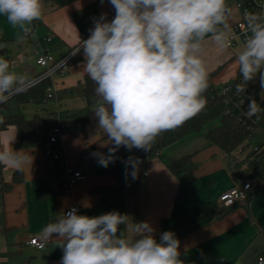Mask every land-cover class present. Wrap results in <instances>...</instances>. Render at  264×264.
<instances>
[{"label": "crops", "instance_id": "1", "mask_svg": "<svg viewBox=\"0 0 264 264\" xmlns=\"http://www.w3.org/2000/svg\"><path fill=\"white\" fill-rule=\"evenodd\" d=\"M238 1L226 0L230 10L228 27H221L223 35L219 41L207 37L202 42L201 57L208 74H215L213 84L219 90L234 81L239 73L236 57L244 45L224 47L229 28L240 19ZM42 2L43 15L34 36L22 35L6 17L0 16V57L1 50L5 49L11 71L18 75L19 82L42 73L36 63L37 41L45 53L63 58L74 51L76 59L68 63L66 74L54 81L57 103L19 107L11 100L5 114L21 112L27 118L36 114L53 117L65 131L61 140L65 162L76 168L85 148L102 149L109 145L97 122L87 121L88 106L80 93L87 74L82 51L77 53V49L89 37L94 20L102 13L112 19L114 9L108 0L103 4L100 0ZM44 38L49 41H43ZM70 128L74 131L69 132ZM207 128L165 148L162 156L147 158L144 166L148 179L141 173L132 179L126 173L127 156L120 162L116 174L105 167L78 169L86 180L78 182L69 192L63 189L53 162L44 159L43 149L16 150L15 136L10 145L12 149L29 155L28 163L19 169L5 166L4 178L12 183V188L0 195V264H60L62 249L58 242L45 240L42 230L57 214L73 206L89 216L110 211L127 214L128 224L121 225L127 237L135 236L128 225L141 221L150 222L158 237L164 231L174 232L180 241L184 264H258L259 258H264V183L237 177L226 164L222 151L208 140L207 135L213 129ZM15 131V127H10L1 137L10 140ZM190 154L194 155L195 182L186 198L177 202L179 181L169 165ZM16 171L24 174L23 180H13ZM247 182L252 185V194L247 200L238 202L229 212L219 205L222 193ZM205 213L208 215L194 221ZM31 238L47 241V249L38 251L30 246Z\"/></svg>", "mask_w": 264, "mask_h": 264}, {"label": "clouds", "instance_id": "2", "mask_svg": "<svg viewBox=\"0 0 264 264\" xmlns=\"http://www.w3.org/2000/svg\"><path fill=\"white\" fill-rule=\"evenodd\" d=\"M108 3L113 18L102 13L95 19L89 37L77 49L83 54L84 71L96 85L98 129L112 145L107 154L92 153L102 167L115 161L122 146L151 150L163 132L183 126L204 109L209 74L201 57L202 42L207 37L219 41L230 13L226 0ZM43 8L42 0H0V16L22 35L32 32ZM245 19L244 48L236 57L239 73L246 83L259 77L264 89V17L246 13ZM229 45L227 40L224 47ZM19 79L0 57V103L18 88ZM257 110L250 101L247 114ZM18 131L10 140L0 137V164L17 169L28 163L29 155L10 146ZM124 163L126 173L138 178L140 159L129 156ZM128 220L118 211L89 216L73 207L57 214L42 235L58 242L63 252L60 264H184L174 232L164 231L157 238L150 222L141 221L128 225L135 236L127 237L121 225Z\"/></svg>", "mask_w": 264, "mask_h": 264}, {"label": "trees", "instance_id": "3", "mask_svg": "<svg viewBox=\"0 0 264 264\" xmlns=\"http://www.w3.org/2000/svg\"><path fill=\"white\" fill-rule=\"evenodd\" d=\"M1 56L5 58L11 67V62L8 57V52L1 50ZM76 59V55L72 57L69 62ZM68 62V63H69ZM11 70V68H10ZM42 73L38 76L30 78L24 82H19L18 88L9 94V98L6 102L0 103V137L1 134L14 126L18 129V133L15 139L16 150L26 149H44L52 128L55 125L53 117H43L41 115H34L32 118H27L23 113L19 112L13 115L5 114L9 101L15 100L19 107L27 105H43L47 98V89L52 82L50 79H41L40 81L33 83L37 80ZM215 74H209V87L204 93L206 98V106L195 117L188 120L183 126L178 127L175 130L163 132L157 137L156 141L152 144V151H162L176 144L183 139L203 131L215 121H220V125L211 130L207 138L208 140L222 152L231 156L234 152H244L250 146V140L255 138L256 133L263 135L264 133V98L260 101L258 110L254 115H236L232 116L227 114L231 109L235 111L238 109V105L241 101L245 102L244 107L250 104V101L257 102L259 94L262 91L260 86L259 77L251 82H244L240 73H238L236 79L230 84L232 89L227 93H222V90L216 89L213 84V78ZM96 85L88 78L85 77L84 84L80 87V93L82 98L86 101L88 106V120L89 122H97L94 114V109L99 97L95 94ZM228 100L229 104L225 102ZM112 145H108L102 149H98L95 146H89L85 148L78 158L76 169L88 170L92 167L100 168L97 162V158L93 157L94 152L108 153V148ZM260 151L264 149V142L259 146ZM142 149L127 150L125 147H120L115 153L117 157L113 163H110L107 168L113 174H116L120 162L127 156L136 154L141 156ZM246 164V165H245ZM245 169L241 172V176H247L254 182L264 183V150L263 152H255L249 155L248 159L244 162ZM194 155H186L179 160L169 165V169L172 174L179 181V189L176 197V201L180 202L186 198L190 192L194 182ZM5 165L0 164V195L8 193L12 188V183L6 182L4 178ZM24 174L21 171H16L13 174V180H23ZM236 205V204H235ZM234 205V206H235ZM233 206V207H234ZM233 207L228 208L229 212ZM208 213L198 215L194 221L201 219V217L207 216ZM186 216L185 219H189ZM159 238L158 236H156Z\"/></svg>", "mask_w": 264, "mask_h": 264}, {"label": "built area", "instance_id": "4", "mask_svg": "<svg viewBox=\"0 0 264 264\" xmlns=\"http://www.w3.org/2000/svg\"><path fill=\"white\" fill-rule=\"evenodd\" d=\"M237 9L240 12V19L236 23H234L230 28V34L227 40L230 41V45L226 46L228 48H234L239 45H244L245 36V28H246V19L245 14L251 13L256 14L261 17H264V0H239L236 4ZM42 18V17H41ZM41 23V19L34 21L32 25V32L26 37H31L35 35V31ZM226 40V41H227ZM43 41H49L48 38H44ZM225 41V43H226ZM41 42H36V63L42 69V75L35 80L33 83L40 81L41 79H50L52 84L47 89V98L45 104L49 103H57L58 96L56 94V90L54 87V81L56 77H63L66 74L69 59L75 55V52H71L69 55L63 58H56L48 53H45L41 49ZM232 89L231 85H227L222 93H227ZM227 105L229 104L228 100L225 102ZM245 102L241 101L238 105V109L235 111L231 109L227 112L232 116L238 114L237 116L245 114L244 110ZM74 129L70 128L69 132H73ZM65 135V131L63 130L60 123H55L52 128L49 140L43 149L44 159L47 161H51L54 164L55 170L59 174V181L63 187V189L69 192L73 186H75L78 182L86 180V176L83 174L81 170H78L73 167H69L64 158V152L62 149L61 140ZM264 135V133H263ZM152 147V146H151ZM257 152L261 153L264 149L260 151L259 146L256 148ZM160 151H152L143 150V153L138 158L141 163L139 165L138 173L143 174V176L148 179V171L144 166L147 158L151 156H160ZM252 194V185L250 183H244L241 185H236L233 188L225 191L221 194L219 198V205L224 208L233 207L240 201L247 200ZM79 210L77 206H73ZM71 207V208H73ZM70 208V209H71ZM69 209V210H70ZM68 211V210H67ZM28 244L34 247L38 251H44L48 247L47 241H41L38 238H31L28 241ZM258 264H264V258H259Z\"/></svg>", "mask_w": 264, "mask_h": 264}, {"label": "rangeland", "instance_id": "5", "mask_svg": "<svg viewBox=\"0 0 264 264\" xmlns=\"http://www.w3.org/2000/svg\"><path fill=\"white\" fill-rule=\"evenodd\" d=\"M263 92L261 93V96H259V99L257 102H255L256 106L259 105L260 101L262 100V97L264 95V89H262ZM13 105V104H11ZM249 111V104L244 108L243 112L248 115ZM220 125V121H215L212 124H210L208 126V128L210 129H214L217 128ZM207 128V129H208ZM264 142V135H260L259 131L256 133L255 138L250 140V146L248 147L247 150H245L244 152H240V151H236L234 152L231 156H227V154H225L224 152H222L224 154V159L226 164L231 167V169L233 170L234 174L237 177H242L241 176V172L245 169V165L244 162L246 161V159H248L249 155H251L252 153L257 152L256 148L258 146H260L262 143ZM244 178L246 181H252L250 178H248L247 176L242 177ZM224 208V207H223ZM227 209V208H224Z\"/></svg>", "mask_w": 264, "mask_h": 264}]
</instances>
